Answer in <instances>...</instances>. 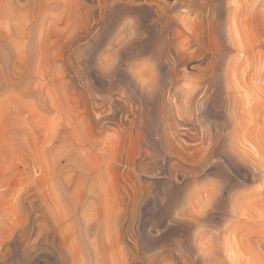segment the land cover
<instances>
[{"label": "rangeland", "instance_id": "obj_1", "mask_svg": "<svg viewBox=\"0 0 264 264\" xmlns=\"http://www.w3.org/2000/svg\"><path fill=\"white\" fill-rule=\"evenodd\" d=\"M179 1L0 0V264H264V0Z\"/></svg>", "mask_w": 264, "mask_h": 264}, {"label": "bare ground", "instance_id": "obj_2", "mask_svg": "<svg viewBox=\"0 0 264 264\" xmlns=\"http://www.w3.org/2000/svg\"><path fill=\"white\" fill-rule=\"evenodd\" d=\"M192 2V1H191ZM190 2V3H191ZM176 5L177 6H180V7H183V6H186V4L184 3H182L181 1H179V0H176ZM174 3V4H175ZM196 4V3H195ZM175 5V6H176ZM189 5V4H188ZM199 5V4H198ZM193 7H194V5H193ZM206 9L207 8H205L203 5H200V6H197L196 7V5H195V11L199 14V15H202V14H204L205 12H206ZM169 14V13H168ZM161 15V14H160ZM165 15V14H164ZM167 16V15H166ZM162 17H165V16H162ZM168 18V17H167ZM166 19V18H165ZM170 19V18H169ZM173 20V19H172ZM172 22V21H171ZM173 23H175V22H173ZM172 23V24H173ZM167 24V23H166ZM177 24V23H176ZM164 25V24H163ZM168 26H169V24H168ZM203 27H201L199 30H198V33H196V35L195 36H192L194 39H193V42H195V44H196V46H197V48L198 49H201L200 51H203V52H205V51H207V50H214V49H212V48H210V46L208 45L209 44V42L207 41L208 39H209V36H206L207 34L205 33V31L206 30H203L202 29ZM209 31V30H208ZM210 32V31H209ZM208 33V32H207ZM210 34V33H209ZM211 37V36H210ZM215 51H216V58H218L219 57V52H218V50H216L215 49ZM179 61H180V63H181V59H179ZM177 62V61H176ZM213 63L215 64V61H213L212 62V65H213ZM209 73H210V71H209ZM207 73L205 72L204 74H203V77H202V79H201V83L202 84H205V82H206V75ZM207 76H209V75H207ZM211 76H212V74H211ZM214 76V75H213ZM211 78V77H210ZM214 78V77H213ZM213 78L210 80L211 81V83H212V80H213ZM209 81V82H210ZM211 83L210 84H207V85H209L206 89H204V94L203 95H207V92L210 90V88H211ZM214 83H215V81H214ZM213 84V83H212ZM220 85V84H219ZM214 86V84L212 85V90H214L215 91V93L217 94V96L219 95L218 93H219V89L217 88L216 89V87H213ZM203 87V86H202ZM200 89H202V88H200ZM216 89V90H215ZM199 90V89H198ZM197 91V90H196ZM201 91V90H200ZM202 92V91H201ZM209 93L210 92H208V96H209ZM214 93V94H215ZM196 95H198L197 94V92H196V94L195 93H193V95H192V98H195V96ZM203 97V96H202ZM203 98H206V97H203ZM168 104V103H167ZM169 105H170V103H169ZM169 105H168V107H169ZM169 109V108H168ZM172 111V110H171ZM170 111V113L172 114V112ZM176 113V112H175ZM174 116V115H173ZM178 116V115H177ZM169 117V116H168ZM178 119H179V117H177ZM173 119H174V117H173ZM176 119V118H175ZM167 120V119H166ZM169 121V120H168ZM179 121V120H178ZM171 122V121H170ZM180 122V121H179ZM172 123V122H171ZM187 125V127L189 128V129H191V128H193L192 127V125L193 124H191V123H188V124H186ZM170 126V125H169ZM165 127V126H164ZM163 130H165V129H163ZM164 137H165V135H164ZM225 138H227V133L226 134H224V133H222L220 130H216V134H215V136H214V141H215V145L212 147V152H214V151H216V149H217V147L218 146H220V145H218L219 143H222L223 141H224V139ZM166 139V138H165ZM226 140V139H225ZM169 143V142H168ZM169 149L171 150V151H174V152H178L179 150L174 146V145H172L171 143H169ZM218 151V150H217ZM182 152V151H181ZM198 154H199V157L201 158V157H203V162L204 161H206L207 160V156L205 155V154H203V152H202V150H199L198 151Z\"/></svg>", "mask_w": 264, "mask_h": 264}]
</instances>
